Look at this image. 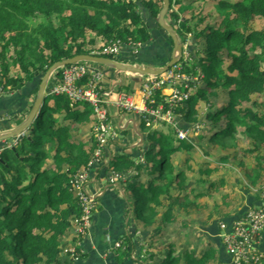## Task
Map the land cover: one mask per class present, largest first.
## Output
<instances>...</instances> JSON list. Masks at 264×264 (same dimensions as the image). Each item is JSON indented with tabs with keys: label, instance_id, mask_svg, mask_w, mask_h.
Here are the masks:
<instances>
[{
	"label": "trees",
	"instance_id": "1",
	"mask_svg": "<svg viewBox=\"0 0 264 264\" xmlns=\"http://www.w3.org/2000/svg\"><path fill=\"white\" fill-rule=\"evenodd\" d=\"M170 1L166 20L183 46L191 33L188 54L185 49L177 65L182 74L199 76L174 112L178 127L193 129L189 136L198 143L178 138L175 127L158 131L141 119L145 141L138 159L116 154L111 166L125 177L119 183L136 233L146 235V260L225 264L217 261L214 244L199 253L189 238L180 243V232L217 196V219L229 223L247 215L231 209L242 200L229 191L236 170L264 194V0ZM162 7L163 0H0V89L26 104L19 120L32 111L44 75L58 61L120 41L130 54L138 51L128 62L167 64L174 42L157 22ZM142 84L126 78L118 88L132 94ZM153 97L150 105L168 107L161 89ZM96 122L90 103L48 94L18 142L3 146L0 264H75L84 255L77 247L74 256L66 251L83 238L74 232L83 209L72 181L94 158ZM134 245L133 236H124L119 261ZM241 264L264 262L250 257Z\"/></svg>",
	"mask_w": 264,
	"mask_h": 264
},
{
	"label": "crops",
	"instance_id": "2",
	"mask_svg": "<svg viewBox=\"0 0 264 264\" xmlns=\"http://www.w3.org/2000/svg\"><path fill=\"white\" fill-rule=\"evenodd\" d=\"M146 50V56L150 50ZM136 53L131 54L124 49L119 57V61L123 63H135L128 60ZM129 58V59H128ZM149 65V64H141ZM106 74L105 85L114 87L123 83L126 78L135 80H143L138 75L128 73H118L114 68L110 66L102 67ZM113 69V70H111ZM138 89L133 93L137 97ZM39 93V92H38ZM142 96V95H141ZM13 94H4L3 98H0V133L10 130L19 126L23 121L27 119L29 114L23 121H20L22 113L20 109H23L26 104L23 101L15 100ZM38 98V95H37ZM36 98V99H37ZM109 100V121L117 131L118 138H114L110 141L108 148L104 150V156L99 163L94 162L90 168L89 173L91 177L86 183V190L96 196V205L93 210L92 220L90 226L87 229L86 234L81 240H78L75 244L80 249L79 255L75 257V264H153V261L146 260V253L148 242L146 241V235L141 232L135 231L131 221V215L128 212V208L125 200V190L121 188L120 183H112L109 179L110 175L115 171L112 168L111 160L116 154H125L138 159V152L142 149L145 141V135L141 131V118L140 115L134 112H124L120 108L114 105L113 98ZM136 102L142 105V99L140 94L138 95ZM23 107V108H21ZM172 127L174 125L167 123ZM178 125V122H177ZM154 129H156L153 126ZM176 129V127H175ZM24 133V132H23ZM22 133V134H23ZM116 133V134H117ZM21 135L16 136V141ZM185 140H189L185 139ZM14 141L9 139L0 140V149L5 144H12ZM110 155H107L109 153ZM138 156V157H137ZM110 169L108 170V168ZM108 170V171H107ZM238 175L234 177L233 184L229 187V191H236L242 197L241 202L237 203L233 201L232 208L234 211L240 209L239 214L245 213L253 207H257L264 203V194H259L255 187L249 184L245 173L236 170ZM246 186L249 189H245ZM234 194V193H233ZM234 199V198H233ZM211 201V200H210ZM207 218V217H206ZM194 220L190 223V229H183L180 232V243L187 240H191L192 248H196L197 252L201 253L208 247V243L214 244L218 249L217 261L220 263L233 264L234 256L228 251L224 244L222 234L225 232L221 228L222 223H226L228 226L232 225L234 220L227 223L216 217H209L207 219ZM205 221H207L205 223ZM124 236H133L135 245L132 252H129L125 258L121 261L120 247H117L118 242L123 243ZM171 236L167 235V238ZM253 256L257 257L261 262H264V230H262L253 240L252 246ZM218 264V263H217Z\"/></svg>",
	"mask_w": 264,
	"mask_h": 264
},
{
	"label": "built area",
	"instance_id": "3",
	"mask_svg": "<svg viewBox=\"0 0 264 264\" xmlns=\"http://www.w3.org/2000/svg\"><path fill=\"white\" fill-rule=\"evenodd\" d=\"M123 50L122 43L114 41L106 44L101 50H94L91 55L116 58L115 60L119 61ZM92 63L94 62L80 61L75 64L62 66L59 76L55 75V70L50 75L45 93L46 95H65L73 102H88L93 107L97 119L93 131L98 147L90 166L94 162L99 163L101 161L105 148H108L110 141L115 138L116 130L109 122L108 107V103H111L109 98L112 99L115 94L116 98L113 99V103L124 112L137 113L141 119L154 123V126L163 122L170 123L176 127L178 138L182 140L188 139L187 131L179 128L177 125V114L174 112V108L179 104L185 103L191 97L192 93L189 91L191 89L190 81L194 79L198 80L197 77L182 74L180 72V65H175V68L162 75H145L142 77L138 75L144 81L142 87L143 100L142 105H140L136 102L133 93L130 94L124 90H120L118 84L114 87L106 86L104 69L102 66ZM167 87H169L171 92L168 95L163 93V95L166 96L165 102L168 104V107L165 103H160L156 107L150 105L155 102L153 97L155 91L161 89L163 92ZM2 95H4V91L0 89V97ZM109 134L110 138L112 137L111 140L108 139ZM20 137L13 143H17ZM2 149L3 147L0 151ZM107 155L111 156L110 153ZM89 168L82 170L72 181V189L79 198L83 209L82 215L75 220L78 237L86 234L96 205V196L86 190V183L91 177ZM109 179L112 183H119L125 177L121 173L113 172ZM221 228L225 230L222 236L228 250L234 256L235 264L248 261L250 257L255 258L252 253V246L254 238L264 230V203L251 208L245 217L234 221L232 226L222 223ZM116 246L121 247L122 242H118ZM66 251L74 256L76 246L74 245L66 249ZM256 260L259 259L256 257Z\"/></svg>",
	"mask_w": 264,
	"mask_h": 264
},
{
	"label": "water",
	"instance_id": "4",
	"mask_svg": "<svg viewBox=\"0 0 264 264\" xmlns=\"http://www.w3.org/2000/svg\"><path fill=\"white\" fill-rule=\"evenodd\" d=\"M171 1L170 0H163V7L160 11V14L157 18V22L159 25L170 35L174 42L173 47V54L171 60L162 66H153V65H141V64H133V63H123L121 61H117L115 59L104 57V56H95L91 54H81L76 55L74 57L58 61L55 64H53L46 74L44 75L42 82L40 84L38 98L35 101L34 107L32 111L30 112L29 116L23 123H21L19 126L12 128L10 130L4 131L0 133V140L2 139H9L10 141H14L16 136L21 135L33 122V120L36 118L41 105L45 99L46 96V89L48 85V81L50 78V75L58 68L70 64H75L80 61H91L94 63L103 64L105 66H110L114 68L118 73H132L139 76H145V75H162L169 71L172 67L177 65L182 58L184 57L185 49L189 51V48H185L179 38L178 32L175 29V27L169 23L166 20V15L170 9ZM145 16L147 17L148 14L145 13Z\"/></svg>",
	"mask_w": 264,
	"mask_h": 264
},
{
	"label": "rangeland",
	"instance_id": "5",
	"mask_svg": "<svg viewBox=\"0 0 264 264\" xmlns=\"http://www.w3.org/2000/svg\"><path fill=\"white\" fill-rule=\"evenodd\" d=\"M178 9V4H175L174 5V10H177ZM188 14V13H187ZM181 15L182 16H184V14L183 13H181ZM217 16H214V18H212L210 21H209V23L210 24H215V22H216V20H217ZM262 24H263V22H256L255 23V26L257 27V28H260L261 26H262ZM189 37H190V40H188V42H187V45L189 46V44H190V42H191V33L189 34ZM187 46V47H188ZM184 47H186V46H184ZM94 51V50H93ZM138 53V51L136 50L134 53ZM186 54H188V50H186ZM175 68V67H174ZM194 77V76H193ZM197 79H199V76H197ZM143 84H144V81H143ZM143 84H142V87H143ZM189 91H191V93H193V91H194V89L193 88H191ZM171 92V90L169 89V87H167L166 89H164L163 90V92H162V95H163V93L164 94H166V95H168L169 93ZM137 97H138V95L140 94V98L143 100V88L142 89H138V91H137ZM142 95V96H141ZM137 97H135V100L137 99ZM113 99H115L116 98V94L112 97ZM95 114V113H94ZM110 122V121H109ZM112 125V124H111ZM156 129H158V131L159 130H163V131H167L169 128H170V125L169 124H167V123H165V122H163V123H160V124H156L155 126H154ZM195 127H197L198 129H199V125H198V123H196L195 124ZM193 129H190V128H187L186 129V131H187V133H188V138H189V140L192 142V143H194L195 145L198 143V136H196V135H190L189 136V134H190V132L192 131ZM94 132V131H93ZM116 133H117V131H116ZM118 133L115 135V138H118ZM95 138V137H94ZM108 139L109 140H111L112 139V137L110 138V134L108 135ZM199 147V146H198ZM198 147H197V150H198ZM95 154V153H94ZM193 155H194V152L192 153ZM198 159H207V157L205 156V157H202V155L201 156H199V158ZM89 167H90V165H89ZM88 167V168H89ZM88 168H86V169H88ZM216 200H219V202L221 203V201H222V199H221V196H217V199ZM216 200H211L210 201V205L208 206V209L207 210H203L201 213H199V214H193V219L194 220H197V219H205L206 217L207 218H209V217H214V216H216V214L215 213H217L218 211H217V206H216V204L214 203ZM209 211V212H208ZM206 218V219H207ZM132 224V223H131ZM74 232H75V235L77 236L78 234L76 233V226H74ZM78 237V236H77ZM76 246V245H75ZM70 248V245L68 246V248L67 249H69Z\"/></svg>",
	"mask_w": 264,
	"mask_h": 264
},
{
	"label": "clouds",
	"instance_id": "6",
	"mask_svg": "<svg viewBox=\"0 0 264 264\" xmlns=\"http://www.w3.org/2000/svg\"><path fill=\"white\" fill-rule=\"evenodd\" d=\"M185 48H187V47H185Z\"/></svg>",
	"mask_w": 264,
	"mask_h": 264
}]
</instances>
